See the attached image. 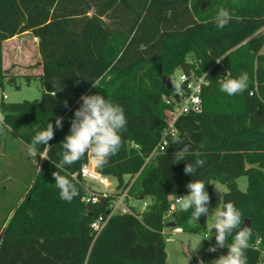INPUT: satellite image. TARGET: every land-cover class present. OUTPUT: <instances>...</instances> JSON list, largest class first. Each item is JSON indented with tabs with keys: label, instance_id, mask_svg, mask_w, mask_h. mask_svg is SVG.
<instances>
[{
	"label": "trees",
	"instance_id": "16d2710c",
	"mask_svg": "<svg viewBox=\"0 0 264 264\" xmlns=\"http://www.w3.org/2000/svg\"><path fill=\"white\" fill-rule=\"evenodd\" d=\"M221 6L231 20L218 28L214 18ZM263 26L264 0H0V85L7 72L1 43L15 35L28 31L38 39L42 67L39 101L0 102V148L6 134L29 145L48 122L54 126L47 159L0 232V264H165L164 214L173 197L187 194L192 179L205 182L210 202L211 181L225 185L222 203L232 201L242 220L250 219L247 264H258L264 250V35L258 32ZM176 69L188 77L204 74L208 82L200 93L202 111L175 122L190 150L174 163L183 144H172L171 137L146 162L172 110L164 100L172 88L163 78ZM245 72L246 91L229 96L220 90V80ZM96 93L120 104L127 118L121 148L97 170L115 178L118 188L131 183L133 198L151 200L140 215H111L98 234L90 223L108 216L109 198L81 200L79 171L90 154L55 167L81 95ZM57 116L63 117L62 129L55 127ZM186 130L200 132L199 142L192 143ZM197 158L205 161L203 167L193 177L185 175V163ZM54 171L76 186L79 195L71 202L60 198ZM241 176L245 190L236 182ZM192 212L176 209L172 228L195 230ZM258 239L259 248H253Z\"/></svg>",
	"mask_w": 264,
	"mask_h": 264
},
{
	"label": "clouds",
	"instance_id": "9594fccd",
	"mask_svg": "<svg viewBox=\"0 0 264 264\" xmlns=\"http://www.w3.org/2000/svg\"><path fill=\"white\" fill-rule=\"evenodd\" d=\"M231 14L225 7H219L216 11L214 22L218 28H223L229 24ZM177 95L183 90V84L186 77H177L175 74L168 76ZM249 77L247 73H241L238 77L226 76L219 81L220 90L229 96L243 93L249 87ZM99 81H93L92 86L97 88ZM80 106L75 109L70 122L68 134L64 137L62 143V160L55 167L63 168L65 165H72L79 162L86 155L91 156L92 161L97 168H103L109 159L118 153L122 146L121 132L127 130V118L124 108L104 95L82 94L80 97ZM67 107V101L64 102ZM57 129L63 128V117L57 116L55 120ZM172 144H183L182 150L176 151L175 162L185 160V154L190 150V145L186 144L176 133H173ZM54 138V126L48 122L45 129L39 130L33 136L31 143L27 146L29 156L36 158L39 154L41 158L47 159V151L50 148L49 141ZM37 145H44V151L40 152ZM199 157V153H195ZM205 161L197 158L194 163H185L183 169L185 175L192 176L197 169L203 167ZM55 180V186L59 189V196L62 200L71 202L74 197L79 195L76 186L72 181L61 175L59 171L52 172ZM185 187L188 192L185 195L176 196L175 205L182 211L193 209L192 215L197 220L202 215L207 219L211 215L213 223L211 232L215 229L216 244L209 247L210 252H216L218 248H227L226 254H220L212 260L211 264H247L245 255L249 247L251 238V228L241 227L242 213L232 201L219 203L218 206L209 211L210 195L206 190V184L203 180L192 179ZM235 232L231 243H227L228 237ZM212 234L204 239H210ZM199 264H203L200 261Z\"/></svg>",
	"mask_w": 264,
	"mask_h": 264
},
{
	"label": "rangeland",
	"instance_id": "374dc122",
	"mask_svg": "<svg viewBox=\"0 0 264 264\" xmlns=\"http://www.w3.org/2000/svg\"><path fill=\"white\" fill-rule=\"evenodd\" d=\"M258 32L264 35V26ZM4 47L5 58L3 59V65L7 69V72L2 81V84L0 85V97L2 93H5L7 95V99L4 100L5 102H21L24 100L39 101L41 99V86L39 75L36 74V64L37 61L40 60V55L38 46L37 44H35L32 35L27 34L20 36L17 40L5 43ZM187 60L189 61V63L193 62L190 54H187ZM173 74L179 77L182 74V71L180 69H176ZM202 75L204 76V74ZM184 90L185 89L183 86L182 93L186 94ZM176 95L177 94L175 90L172 89L170 94L165 96L164 99H170L171 96ZM27 146L28 144L24 143L13 133L6 134L3 138V144H1V148L4 149L3 151L7 156L9 155L11 162V157L15 158L16 156V158H19L25 156L23 152H16L15 149H27ZM5 149L9 150L5 151ZM43 159L44 158H41L38 154L36 158H32L30 156L31 163L29 162L27 163V165H25L26 163L23 162L17 164V172H19V176H17L16 178L15 186H13V184H10L9 186L7 185V188L9 187L10 193H6L7 197H3V194H1L3 187L0 183V228L3 220L5 219V212H7V210L14 211L15 208L24 201L28 192V183L32 181L33 176L38 171ZM4 161L5 159L3 160V162ZM3 162L0 164V171L2 170L3 172H5L7 167L3 168ZM127 177V175L124 176L125 179H127ZM135 178L136 176H134L132 180H134ZM111 182L114 185H117V181L113 177H111ZM87 183L89 184V186L97 190L102 189V186L94 181L88 180ZM211 185L214 194L213 201H211L209 204L210 212L215 209L220 202L222 203V193L226 191L225 185L216 180L211 181ZM246 186V177H239L238 188L241 190H245ZM134 199L131 201V203L136 207V211L138 210V212H136V215H140L142 211V203L140 200L144 199ZM146 200L144 201H146L149 205L151 200L147 198ZM171 202L173 203L174 201ZM175 206L176 209H179L177 205ZM171 220H174V216H167L165 213L164 222L166 223ZM190 221V224L195 228V230H182L183 232H175L174 228L172 227L165 228L166 234H163L165 264H199L200 261H203V264H211L212 260L217 258L220 254H226V247L218 248L216 252H210L208 250L210 246L216 244V241L214 240L216 230L213 229L211 232V224L213 223L211 215L208 219L206 216L202 215L200 218H198V220L194 218ZM211 234L212 236L210 237V239H204ZM205 235L207 236L205 237ZM261 256L264 261V252L261 254Z\"/></svg>",
	"mask_w": 264,
	"mask_h": 264
},
{
	"label": "built area",
	"instance_id": "2783aa9c",
	"mask_svg": "<svg viewBox=\"0 0 264 264\" xmlns=\"http://www.w3.org/2000/svg\"><path fill=\"white\" fill-rule=\"evenodd\" d=\"M179 77H186V81L184 82V91L186 94H180L176 96H171L170 99H164L166 104L169 105L172 110L168 115L167 124L163 128L160 138L154 147V149L151 151V153L146 157L145 161L148 162L154 155H156L158 152L163 151L165 146L168 143V139L173 137V133H176L178 135V131L175 128V122L176 120L183 115H186L188 113H200L202 111V103H201V89L204 85H206L208 82L206 78L202 75L199 77H188L187 74L182 72V74ZM250 95L253 94V91L249 92ZM165 98V97H164ZM7 99V95L5 93H2L0 97V102ZM175 108H174V107ZM3 121V115L0 110V122ZM79 175L82 179V185L84 188L83 195L81 197V200L84 203H96L101 198H109V209L110 212L106 218H104L102 215L97 216L93 221L90 223V228L98 234L103 227L105 226L108 218L111 215L116 214H133L136 215V210L134 209V205L130 204L129 201L133 200L134 198L130 196L129 194V188L130 185L118 188L117 185L113 184L111 182V178L107 175L101 174L97 170V166L94 164V162L91 159V156H88V159L85 163L82 164ZM74 178H77V174L72 175ZM94 181L102 186L101 190H97L87 183V181ZM112 188V189H111ZM178 197V196H177ZM175 197L171 201H175ZM141 201V213L146 210L148 203L144 200ZM176 210L175 203L170 202L169 209L166 212L167 216H171L172 213ZM135 211V212H134ZM135 213V214H134ZM177 231H182L181 228L176 229ZM207 235H205L206 237ZM260 244V240H256V242L253 244V248L258 249ZM264 252V250H261L260 252V259L258 264H264L263 258L261 254Z\"/></svg>",
	"mask_w": 264,
	"mask_h": 264
},
{
	"label": "crops",
	"instance_id": "0c3cea01",
	"mask_svg": "<svg viewBox=\"0 0 264 264\" xmlns=\"http://www.w3.org/2000/svg\"><path fill=\"white\" fill-rule=\"evenodd\" d=\"M261 30V29H260ZM27 34H31L30 32H28V31H26V32H24V33H21V34H18V35H15V36H13L12 38H9V39H7V40H5V41H3L2 43H1V51H2V66H3V68L5 69V70H7L5 67H4V65H3V59L5 58V47H4V45H5V43H9L10 41H14V40H17L20 36H23V35H27ZM32 35V34H31ZM32 37H33V40H34V42H35V44H37V46H38V39L36 38V37H34L33 35H32ZM261 52L262 53H264V45L262 46V48H261ZM36 66H37V72H36V74H38V75H40L41 74V72H42V67H41V60H39V61H37V64H36ZM1 123V122H0ZM11 133H13V132H11ZM14 134V133H13ZM15 135V134H14ZM2 144H3V141H2ZM0 149H2V148H0ZM4 149H2V150H0V164L3 162V160L5 159V161L3 162V168L4 167H7V169H6V171L5 172H3L2 170L0 171V183L2 184V187H3V189H2V193L1 194H3V197H7V194H10L9 193V187L7 188V185L9 186L10 184H13V186H15L16 185V178H17V176H19V172H17V164H19V163H26L25 165H27V163H31V161H30V156H29V154H28V151H27V149H15V151L16 152H23V154H25V156L24 157H19V158H16V156H15V158H12L11 157V160H12V162L10 161V158H9V155L7 156L5 153H4V151H3ZM9 149H5V151H8ZM11 153V152H10ZM18 154V153H17ZM8 158H7V157ZM11 164V165H10ZM12 167H10V166ZM20 171V170H19ZM5 173V174H4ZM27 173V172H26ZM27 176H28V174H27ZM32 177V176H31ZM111 178V177H110ZM239 178V177H238ZM238 178H237V180H236V182H237V185H238ZM127 179H128V177H127ZM127 179H125V180H127ZM5 182V183H4ZM32 181H30L29 183H28V186L30 187V183H31ZM225 192V191H224ZM223 192V193H224ZM7 193V194H6ZM222 193V194H223ZM135 200V199H134ZM144 200H146V199H144ZM132 201V200H131ZM131 201H129L130 202V204H132L131 203ZM147 201V200H146ZM7 207V206H6ZM7 209V208H6ZM134 209L136 210V207H134ZM12 212L13 211H10V210H7V212H5L6 214L4 215V217H5V219L3 220V223H2V225H1V228H0V232L2 231V228L3 227H5L6 226V223H7V221L10 219V217H11V215H12ZM137 212H138V210H137ZM166 228V227H165ZM165 228L163 229V231H162V234H166V231H165ZM176 229H178V228H174V230H175V232H183V231H177ZM223 254H225V253H223Z\"/></svg>",
	"mask_w": 264,
	"mask_h": 264
},
{
	"label": "water",
	"instance_id": "95a60500",
	"mask_svg": "<svg viewBox=\"0 0 264 264\" xmlns=\"http://www.w3.org/2000/svg\"><path fill=\"white\" fill-rule=\"evenodd\" d=\"M164 83L166 84L168 89L172 88L171 82H170V78L169 77H164L163 78ZM177 97V96H176ZM188 139L192 142V143H198L200 140V132L198 131H192V130H186L185 131ZM175 226V221L171 220L169 222L166 223V227H173ZM241 227H250V219L246 218L244 219ZM215 240V237H214Z\"/></svg>",
	"mask_w": 264,
	"mask_h": 264
}]
</instances>
